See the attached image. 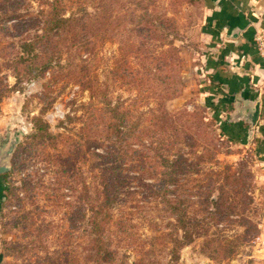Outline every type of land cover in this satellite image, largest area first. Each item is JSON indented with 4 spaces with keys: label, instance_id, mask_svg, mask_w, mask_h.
Instances as JSON below:
<instances>
[{
    "label": "rangeland",
    "instance_id": "obj_1",
    "mask_svg": "<svg viewBox=\"0 0 264 264\" xmlns=\"http://www.w3.org/2000/svg\"><path fill=\"white\" fill-rule=\"evenodd\" d=\"M48 1L0 0V149L15 144L0 186V264H111L90 248L98 168L115 145L97 127L106 99L122 111L134 101L123 72L106 85L128 59L141 74V137L110 176V245L125 264L248 262L264 229V169L249 143L223 132L203 94L205 1L65 0L68 15L80 14L58 40L61 63L85 66L18 81L22 43L41 28ZM140 3L141 58H125L121 41Z\"/></svg>",
    "mask_w": 264,
    "mask_h": 264
},
{
    "label": "trees",
    "instance_id": "obj_2",
    "mask_svg": "<svg viewBox=\"0 0 264 264\" xmlns=\"http://www.w3.org/2000/svg\"><path fill=\"white\" fill-rule=\"evenodd\" d=\"M65 0H51L48 1V8L44 9L43 12V21L41 25V30L37 31L29 39L23 41L22 43V52L17 58V71L16 77L20 81L23 77L36 78L42 75L47 68H54L56 65H61V67H67L68 72L70 70L74 72L75 68L84 67L85 64H80L78 61H75L73 57L66 59V66L64 63H61L63 58V44L58 41L63 35L69 36L77 28L72 27V23H75L79 19V14L72 12L68 15L66 12ZM85 19H98L101 15V11L85 12ZM141 3L140 7H132L130 13V28H125L128 32V37L124 38L122 46L127 48L126 53L123 56L126 58L127 55H133L136 53L137 57L141 58ZM84 44V43H83ZM61 46L62 48L58 47ZM129 45V49H128ZM66 50H69L70 47H74L75 44L65 45ZM71 49V48H70ZM65 60V59H64ZM87 61V60H86ZM85 61V62H86ZM118 60L115 61L117 63ZM128 67H125L123 71L119 72L113 69L108 73V76L113 75L112 83L106 82L107 88L113 85L117 79L119 80L120 74L122 73L125 78L129 80L130 89H137L133 98V103L129 106L124 107L123 111L120 110V103L114 104L113 99H106L105 105L107 106V114L105 123L101 125L98 123V132L102 134L105 138L110 139L114 137V146H112L113 151L110 150L109 155L112 158H109L108 161L102 164L98 168V175L102 178L101 185L97 188L96 191V204L94 206V213L92 218V229L91 233L93 234L91 239V250L92 254L96 255V258L100 262H109L111 264H125L124 253H121L114 249L106 235L107 227L111 222V202L112 198L110 197V191L112 184L110 183V176H113L115 173H119L122 169V165L126 160L134 158L136 153L139 152V149L134 147L138 138L141 137V112H139L141 107V102L138 101L141 99V74L137 73L132 65L131 61L128 59ZM19 64V65H18ZM25 65L26 68L22 70V65ZM116 69H118L116 67ZM76 72V71H75ZM107 97V94H106ZM100 108V106L97 105ZM133 109L137 110V113H134ZM135 110V111H136ZM112 114V115H111ZM69 117V115H68ZM45 129L44 126H40L39 130ZM47 132V131H46ZM50 135L47 132V135ZM33 137H36V133L32 134ZM39 136V134H37ZM98 137L100 138L99 134ZM97 156H102V153L99 151L96 152ZM118 160V162L113 163V160ZM164 164L168 165L170 159L164 157ZM124 255V256H123ZM1 258V255H0ZM135 264H167L162 263L161 261L146 262L141 259L138 263Z\"/></svg>",
    "mask_w": 264,
    "mask_h": 264
},
{
    "label": "crops",
    "instance_id": "obj_3",
    "mask_svg": "<svg viewBox=\"0 0 264 264\" xmlns=\"http://www.w3.org/2000/svg\"><path fill=\"white\" fill-rule=\"evenodd\" d=\"M204 1L203 36L207 47L203 61V94L215 118L223 124V132L231 134L241 144L249 143L264 169V62L254 41L256 31L264 28V0ZM247 99L261 100L259 118L253 126L243 119L235 121L233 116L236 102L243 104L249 101ZM247 130L252 131L249 138ZM2 177L0 175V186ZM2 197L0 191V215ZM202 264H264V229L256 252L248 262Z\"/></svg>",
    "mask_w": 264,
    "mask_h": 264
},
{
    "label": "water",
    "instance_id": "obj_4",
    "mask_svg": "<svg viewBox=\"0 0 264 264\" xmlns=\"http://www.w3.org/2000/svg\"><path fill=\"white\" fill-rule=\"evenodd\" d=\"M249 100L246 103L239 104L236 102L235 113L233 114L235 121H240L243 119L249 126H253L256 124L261 108V100L254 99ZM239 104V105H238ZM240 119V120H238ZM251 130L246 131L247 138L251 136ZM246 138V142H247ZM15 144L12 142L9 149L6 151H2L0 149V175L7 173L10 169V165L7 162L6 158L12 153Z\"/></svg>",
    "mask_w": 264,
    "mask_h": 264
},
{
    "label": "built area",
    "instance_id": "obj_5",
    "mask_svg": "<svg viewBox=\"0 0 264 264\" xmlns=\"http://www.w3.org/2000/svg\"><path fill=\"white\" fill-rule=\"evenodd\" d=\"M256 48L259 52V54L262 57V60L264 62V28H259L254 37ZM264 84V82H263Z\"/></svg>",
    "mask_w": 264,
    "mask_h": 264
}]
</instances>
